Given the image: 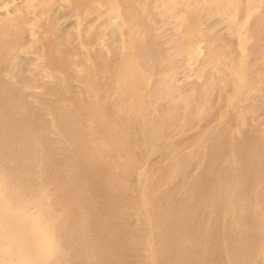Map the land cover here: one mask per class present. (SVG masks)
Segmentation results:
<instances>
[{
	"label": "bare ground",
	"instance_id": "6f19581e",
	"mask_svg": "<svg viewBox=\"0 0 264 264\" xmlns=\"http://www.w3.org/2000/svg\"><path fill=\"white\" fill-rule=\"evenodd\" d=\"M0 264H264V0H0Z\"/></svg>",
	"mask_w": 264,
	"mask_h": 264
},
{
	"label": "rangeland",
	"instance_id": "374dc122",
	"mask_svg": "<svg viewBox=\"0 0 264 264\" xmlns=\"http://www.w3.org/2000/svg\"><path fill=\"white\" fill-rule=\"evenodd\" d=\"M135 8V9H134ZM138 7L137 6H133V9L139 14V17H141L142 18V20L145 22V24H147V28H149V30L147 29V33H146V35L143 37V42L142 43H144V41H145V45H148L149 47H151L150 49H151V51H152V55L153 56H158L159 57V62L157 61L156 63L157 64H154V65H156V66H154V69H153V75H152V80L150 79V83H148L149 85V87H148V89H151V87L155 84V82L159 79V77L160 76H162L164 73L166 74V72L167 71H169V70H174L173 68H168V69H166L165 68V70H162V68L161 67H163L164 65H168L170 62H171V55H170V51L173 49V47H175L176 45V40H175V38H176V34L174 33V32H172V33H174V37H172L171 35H172V33H171V35H168L169 33H168V31H174V29L172 30V27H171V25H169L165 20H163L164 18L162 17V16H159V14L157 13V11H154V13H151V15L154 17L155 16V18H153V24L151 23L152 22V17L151 16H149V20H148V18L146 17V15L144 14V13H142L140 10H138L137 9ZM139 11V12H138ZM156 13H157V15H156ZM125 14H127V15H129V13L128 12H125ZM141 14V15H140ZM144 14V15H143ZM154 14V15H153ZM159 16V17H158ZM145 18V19H144ZM147 18V19H146ZM163 18V19H162ZM157 19V20H156ZM163 21H162V20ZM149 21H151V22H149ZM161 21V22H160ZM157 23V24H156ZM162 23H164V24H162ZM167 23V24H166ZM160 24L162 25V26H160ZM167 25H169V27H167ZM157 26V27H156ZM161 27V28H159V27ZM166 26V27H165ZM155 27V28H154ZM163 27V28H162ZM171 27V28H170ZM166 28V29H165ZM169 28H170V30H169ZM168 29V30H167ZM159 31V32H158ZM150 32V33H149ZM162 32V33H161ZM156 33V34H155ZM152 34V35H151ZM164 34V35H163ZM112 35H114V34H112ZM110 36V38H109V36H108V39H110L109 41H111L109 44H111L112 46L114 45L113 44V41L115 42V45L117 44L116 42L118 41L117 39H116V35H114V36ZM161 35V36H160ZM171 36V40L169 39L170 37H168V36ZM147 36V37H146ZM93 37L94 36H92L91 35V37L90 36H88V37H84V39H83V41L84 42H86V40H88L87 42H86V44H90V45H93V44H95L94 43V40H93ZM114 37H115V39H116V41L115 40H112V39H114ZM154 37V38H153ZM166 37V38H165ZM163 39V40H162ZM152 40H154V43L152 42ZM161 40V41H160ZM168 41V42H167ZM152 42V43H151ZM156 42V43H155ZM173 42H175V43H173ZM44 44L47 46V44H48V41L46 40V41H44ZM166 44H168V45H166ZM115 45H114V47H115ZM170 45V46H169ZM62 46H64L65 47V45H62ZM74 46V47H73ZM147 46V47H148ZM76 46H75V44H73L70 48H68L67 49V47H65L64 49L66 50H70L72 53H75V54H77V53H79L78 55H81L82 54V50H81V53H80V50H79V48H75ZM92 47V46H91ZM168 47V48H167ZM74 48V49H73ZM100 48V46L98 47L96 44L95 45H93V47L91 48L92 50H91V52H90V55H91V57H92V59H95L96 58V56H101V55H103L102 56V60H100V62L102 61V65H104V68L106 67V70H108L109 68V70H108V72H106L105 74H103V76L100 78L101 79V84H100V82H98V86H99V88L100 89H104L105 88V86L107 85V80H109L110 79V72H111V68L112 67H116V62H119L121 59H123L124 58V56H125V51H122V50H120L119 51V49L118 50H115V51H113V53H112V55L108 58L106 55H104L103 53V50H101V48ZM155 48V49H154ZM170 49V50H169ZM74 50V51H73ZM78 50V51H77ZM154 50V51H153ZM156 50V51H155ZM166 50H169V51H166ZM77 51V52H76ZM101 51H102V54H101ZM156 52V53H155ZM168 52V53H167ZM170 52V53H169ZM96 53H99V54H97L96 55ZM115 53H116V56H115ZM155 53V54H154ZM94 55V56H93ZM161 55H163L162 57H160ZM170 55V56H169ZM113 56L115 57V59L113 58ZM121 56V58H119V57ZM170 57V60H169V58L168 57ZM105 57V59L106 60H104L103 58ZM80 58H81V56H78L77 58H76V60L80 63L81 62V60H80ZM112 58L114 59V60H112ZM117 58H118V60H117ZM160 58L162 59V60H160ZM174 58V57H173ZM166 59L168 60V61H166ZM117 60V61H116ZM167 63H166V62ZM108 62V63H107ZM110 62V63H109ZM161 63H162V65H161ZM165 63V64H164ZM107 64V65H106ZM109 64V65H108ZM161 65V66H160ZM179 65V63H176V65H175V67H179L178 66ZM174 67V68H175ZM160 68V69H159ZM113 69V68H112ZM180 68H178V70H179ZM156 70V71H155ZM181 70V69H180ZM164 71V72H163ZM163 72V73H162ZM109 74V75H108ZM158 74H159V76H158ZM164 74V75H165ZM104 75H105V77H104ZM163 75V76H164ZM178 75H180V76H178ZM177 75V77L178 78H176V82H177V84L178 85H183V86H185L186 84H188L189 83V81H187L186 79H185V77L183 78V74H178ZM181 75H183V76H181ZM108 79H107V78ZM153 78H154V80H153ZM103 79H104V82H103ZM181 79V80H180ZM179 81V82H178ZM106 82V83H105ZM184 82V83H183ZM72 85V84H71ZM69 86L70 88H69V90L71 91H69L68 93H69V95H71V93H72V91L74 90V87H73V85L72 86ZM49 87V86H48ZM81 100H83L84 98H80ZM83 115V114H82ZM84 115H85V113H84ZM201 119V120H200ZM198 121H199V123H198V121L196 122V124H194V125H196L197 126V129H199L200 127H202L205 123H202V122H205V120H202V118H200ZM131 120V119H130ZM129 123H130V127H131V130L132 131H134V128L133 127H135L136 128V125L135 124H133V126H132V121H129ZM195 123V122H194ZM201 123V124H200ZM199 126H198V125ZM199 127V128H198ZM189 128V127H188ZM194 128V129H193ZM190 129V130H189ZM188 130H189V132H186V134L187 133H189V134H193L194 133V130L196 131V128H195V126H193L192 127V129H191V127L189 128ZM131 130H130V132H128V139H129V137H133L132 139L130 138L129 140L130 141H128V147H126L127 149H128V151H131V150H135L136 148H129L130 146H132L135 142H133V140L135 141V136H134V133L133 132H131ZM129 131V130H128ZM193 131V132H192ZM132 134V136H131V134ZM189 134H187V136H189ZM178 134H176L175 136L176 137H174V139L175 140H178V139H180L179 137V135L177 136ZM192 136V135H191ZM191 136H189V137H191ZM177 138V139H176ZM129 142L132 144V145H130L129 144ZM133 142V143H132ZM163 144V145H161V144ZM166 143H168V144H166ZM169 143H171L170 141L169 142H165V141H161V142H159L158 143V145H160L161 146V150L162 151H166L167 149H168V147L169 146H164V145H169ZM130 145V146H129ZM136 145H134L133 147H135ZM163 147V148H162ZM131 149V150H130ZM135 153V156H138V157H135L136 158V160H138L139 162L142 160H144L146 157H147V154H148V151H146V150H144V152L145 153H147V154H145L144 152L143 153H141L142 151H134ZM137 153V154H136ZM140 153V154H139ZM139 154V155H138ZM142 154V155H141ZM144 155V156H143ZM140 156V157H139ZM143 157H145V158H143ZM142 158V159H141ZM141 159V160H140ZM166 159H167V157H165V161H166ZM167 162V161H166ZM164 166H166L165 164H164Z\"/></svg>",
	"mask_w": 264,
	"mask_h": 264
}]
</instances>
